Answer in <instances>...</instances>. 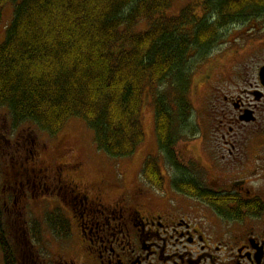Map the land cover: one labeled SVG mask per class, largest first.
Masks as SVG:
<instances>
[{
    "label": "flooded vegetation",
    "instance_id": "flooded-vegetation-1",
    "mask_svg": "<svg viewBox=\"0 0 264 264\" xmlns=\"http://www.w3.org/2000/svg\"><path fill=\"white\" fill-rule=\"evenodd\" d=\"M230 27L238 35H231L234 54L264 55V8ZM224 42L218 44L222 52ZM209 75H204L206 84ZM229 86L216 94L218 87L204 85L202 109L211 105L204 114L211 120L209 129L200 130L204 147L192 151V159L179 158L175 141L168 166L157 163L163 176L158 187L137 180L129 190L105 177L85 182L78 177L84 170L81 159L40 166L34 138L20 135L16 141L0 133V153L11 157L10 167L0 170V199L5 216L12 218L8 234L18 263L43 264L35 247L43 243L45 226L38 227V241L24 219L32 204L39 210L52 205L40 215L48 228L49 212L65 216L70 232L78 233L84 264H264V85L257 77L254 83ZM194 111L191 103V116L177 129L188 136L194 129L190 124H198ZM7 118V127L22 126ZM64 146L61 159L72 155L73 148ZM156 153H163L158 146ZM110 190L116 192L111 201L106 200ZM55 255L52 264H70Z\"/></svg>",
    "mask_w": 264,
    "mask_h": 264
},
{
    "label": "trees",
    "instance_id": "trees-1",
    "mask_svg": "<svg viewBox=\"0 0 264 264\" xmlns=\"http://www.w3.org/2000/svg\"><path fill=\"white\" fill-rule=\"evenodd\" d=\"M172 1L0 0V22L4 6L15 4L0 44V107L11 124L30 123L54 135L67 120L79 118L93 131L98 150L125 158L144 139L146 92L156 94L173 75L181 85L176 95L156 94L154 102L157 145L169 157L174 131L191 110L181 92L184 75L191 72L186 64L191 52L209 49L228 25L248 21L264 8V0H202V18L191 5L166 16ZM155 160L149 155L140 175L158 187L163 176ZM5 212L0 199L3 262L19 264ZM47 216L49 228L66 238L65 216L58 210ZM38 227L37 221L31 223L32 236L40 241Z\"/></svg>",
    "mask_w": 264,
    "mask_h": 264
},
{
    "label": "rangeland",
    "instance_id": "rangeland-1",
    "mask_svg": "<svg viewBox=\"0 0 264 264\" xmlns=\"http://www.w3.org/2000/svg\"><path fill=\"white\" fill-rule=\"evenodd\" d=\"M201 1L202 0H173L170 8L164 11V14L166 16H177L185 6L191 5L197 17L202 18L204 12L200 6ZM14 7L15 4L8 3L2 10V19L0 22V44L4 42L7 28L13 19ZM244 22L246 21H243V23ZM245 27L248 29L249 26H240L241 29ZM231 30V27L226 29L225 31L229 34H226L225 37L219 39L218 43L213 44L209 49L202 53L200 52L197 55L195 54L196 51L191 52L187 60V70L190 71L191 68V72L188 76L184 75L187 78V81L186 85H183L184 89L181 92H183L185 98L190 101V104H193L195 110L193 112V118L197 115L196 121L198 124L193 122L190 124L194 129L192 133H189V136L188 133H185L182 130L174 131L175 141L178 142L175 151L179 158L181 156H186L192 159L191 152L197 151L198 149L200 151L202 150V147H204V141L201 142V137L203 136L204 138V135L203 133H200V130L203 132L208 130L211 122L209 117H204V114L209 111L211 105L209 104L202 109L204 98L206 97L204 85H215L218 87L213 89L214 92L212 91V93L217 94L221 89L226 87L230 88L229 85L254 83L257 80V70L259 66L264 63V55L261 54L258 55L254 53V55H249V52L247 54L242 52L234 54L235 49L232 47L231 35L235 37L238 35H235L237 32H230ZM222 42H224L222 45L224 48L223 52L218 46V44ZM254 50H256V48H254ZM238 63H240L239 67L236 66L235 68H232V66H235ZM221 69L223 71L219 72ZM208 71H210L209 77L211 78V81L209 84H206L204 80L207 76L205 77L204 75H206V72ZM175 80L176 79L173 75L169 77L164 83L159 85L156 94H159V96L163 94L167 95L170 91L176 95V90L179 85L175 83ZM156 94H152L149 91L145 94L141 112L144 139L136 148L135 152L131 156L125 158H111L104 152L98 150L94 143L93 131L79 118H71L67 120L57 132V136H51L40 131L36 126L30 123H24L20 128L14 130L11 129V127H7L6 122H9L7 118L8 113L5 108L0 107V133L4 134L6 138L12 140L15 139L16 141L20 140V135L31 136L34 138L36 140V148L39 150L37 157L40 166H53L59 162L72 163L81 159L84 162V170L79 174L80 176H78L81 180L97 183L99 179L103 177L110 178L113 183H124V186L128 187L130 190L137 180L142 181L140 172L146 157L148 155L157 154V141L154 128V102ZM172 102L173 101H171V106H173ZM174 108L175 106L171 109L173 110ZM181 127H185L184 122L178 124V128ZM64 145L73 148L71 151L72 155H66L65 159H61V153H63V148L65 147ZM157 155L158 161L160 160L159 163L165 162L168 166L169 157L163 153H158ZM10 165L11 157L9 154L7 156L6 154L0 153V170L3 169L2 167H10ZM108 194L106 200L110 198L111 201L115 197L114 195L116 192L110 190ZM47 208H52V205H44V209L39 210L38 207L36 209V206L28 204L24 215V219L27 220V225H30L31 222L37 221L40 227L42 224L45 226L41 231V241L43 239V243L41 246L39 244L35 247L38 249V253L42 255L43 264H52L51 262L56 257L55 254H61L70 262V264L71 262L72 264H84L85 252L82 246H80L78 233L73 229L72 232H69L63 242L59 240L60 237H55L51 233V230L46 227L45 222L40 219L41 211ZM5 222L7 228L6 233H10L11 228L13 227L10 214L9 217L8 215L6 216ZM21 237L23 240H27L25 234L23 236L21 235ZM0 264H4L1 248Z\"/></svg>",
    "mask_w": 264,
    "mask_h": 264
},
{
    "label": "water",
    "instance_id": "water-1",
    "mask_svg": "<svg viewBox=\"0 0 264 264\" xmlns=\"http://www.w3.org/2000/svg\"><path fill=\"white\" fill-rule=\"evenodd\" d=\"M259 81L262 85H264V66L261 67L258 73Z\"/></svg>",
    "mask_w": 264,
    "mask_h": 264
}]
</instances>
